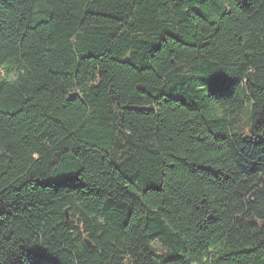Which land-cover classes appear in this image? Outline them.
Returning a JSON list of instances; mask_svg holds the SVG:
<instances>
[{
    "label": "trees",
    "instance_id": "trees-1",
    "mask_svg": "<svg viewBox=\"0 0 264 264\" xmlns=\"http://www.w3.org/2000/svg\"><path fill=\"white\" fill-rule=\"evenodd\" d=\"M37 261L264 264V0H0V264Z\"/></svg>",
    "mask_w": 264,
    "mask_h": 264
},
{
    "label": "rangeland",
    "instance_id": "rangeland-1",
    "mask_svg": "<svg viewBox=\"0 0 264 264\" xmlns=\"http://www.w3.org/2000/svg\"><path fill=\"white\" fill-rule=\"evenodd\" d=\"M6 69L8 70L6 73ZM1 72L5 75V77L11 78L14 75V67L13 66H6L2 67ZM151 247L155 250L161 260H165L169 256V250L159 243L158 241H152ZM165 264V263H164Z\"/></svg>",
    "mask_w": 264,
    "mask_h": 264
},
{
    "label": "snow or ice",
    "instance_id": "snow-or-ice-1",
    "mask_svg": "<svg viewBox=\"0 0 264 264\" xmlns=\"http://www.w3.org/2000/svg\"><path fill=\"white\" fill-rule=\"evenodd\" d=\"M35 264H42V262H40V261H37V262H35Z\"/></svg>",
    "mask_w": 264,
    "mask_h": 264
}]
</instances>
